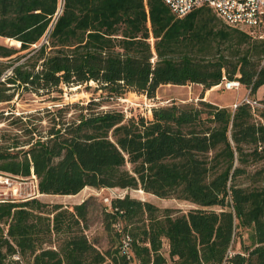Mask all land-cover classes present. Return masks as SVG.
Returning <instances> with one entry per match:
<instances>
[{"label": "trees", "instance_id": "obj_1", "mask_svg": "<svg viewBox=\"0 0 264 264\" xmlns=\"http://www.w3.org/2000/svg\"><path fill=\"white\" fill-rule=\"evenodd\" d=\"M217 18L205 5L176 17L162 0H0V37L16 42L0 44V79L11 67L0 85L47 93L94 82L110 95L152 98L160 85L205 91L228 79L254 94L264 84V19L250 34L222 20L216 27ZM92 104L30 137L25 150L0 146V171L32 169L42 194L117 187L197 207L172 216L128 194L113 198L101 211V247L85 232L88 200L72 210L0 203V261L18 251L30 264H221L245 231L248 244L230 259L264 264V165L255 167L264 161V106L199 100L125 119ZM125 234L129 258L120 251Z\"/></svg>", "mask_w": 264, "mask_h": 264}, {"label": "rangeland", "instance_id": "obj_2", "mask_svg": "<svg viewBox=\"0 0 264 264\" xmlns=\"http://www.w3.org/2000/svg\"><path fill=\"white\" fill-rule=\"evenodd\" d=\"M221 26L222 21L217 18L216 27ZM0 44L14 46L16 42L0 37ZM3 63L9 64L8 61ZM15 63H18V61ZM10 72L11 67H6L0 80H3ZM5 86L9 85H0V93L4 91L11 99L0 101V146H7L17 142V144L21 145L18 148H23L22 150L27 148L25 143L30 137L45 136L54 122L69 123L78 114L79 106L90 104V101L96 103L90 105L93 110L120 111L124 114V118L128 119L130 116L151 118V108L170 105L171 103L180 105L197 104L199 100H205L216 105H224L242 101L246 96L264 100V84L258 87L255 93L251 95H249L247 88L240 85L238 88L232 89L218 87L210 91L206 96L205 92L207 90L204 91L200 84H165L160 85L156 89L152 98L133 90H128L121 96L110 95L108 92L98 89L94 82H90L87 85L62 86L60 91L55 89L47 93L41 90L35 92L22 87H9L10 89L4 90ZM200 96L203 97L201 98ZM59 108L63 109L59 111ZM29 131H32V133H29ZM261 165H264V161L257 163L255 167L258 168ZM126 168L130 169V164H126ZM249 170H254V166H251ZM260 183L257 182L255 185ZM126 194L132 198L148 201L160 210L169 209L172 216L185 213L189 209L197 207L195 204L185 200L160 198L140 189H121L117 187L94 188L85 186L75 195L46 194V196H40L38 200L46 204L45 209L50 208L54 204H60L62 208L68 210H72L75 204L88 200V227L85 232L90 240H97V244L104 247L106 246V234L101 223L102 208L108 206L111 199L124 197ZM242 244H248L245 231L240 237L236 236L233 244L234 252H241ZM52 245L54 247V244ZM5 250V246L1 248L2 252ZM30 263L31 258L28 254L20 255V260L18 261L12 260V262H8V264Z\"/></svg>", "mask_w": 264, "mask_h": 264}, {"label": "built area", "instance_id": "obj_3", "mask_svg": "<svg viewBox=\"0 0 264 264\" xmlns=\"http://www.w3.org/2000/svg\"><path fill=\"white\" fill-rule=\"evenodd\" d=\"M175 14L183 17L190 11L201 6L211 7L216 15L226 24L238 27L253 34L254 28L264 19V0H162ZM237 80L224 79L222 87L225 89L238 88ZM252 107H263L256 99L246 96L242 100ZM233 105V107H235ZM42 193L38 188V181L31 169L28 176H18L8 172L0 171V203H18L31 199H38ZM6 234V228H4ZM120 251L129 258L130 237L125 234L120 243ZM234 251L229 249L221 264H237L230 258ZM20 260L18 251L6 255L0 264H8Z\"/></svg>", "mask_w": 264, "mask_h": 264}, {"label": "crops", "instance_id": "obj_4", "mask_svg": "<svg viewBox=\"0 0 264 264\" xmlns=\"http://www.w3.org/2000/svg\"><path fill=\"white\" fill-rule=\"evenodd\" d=\"M191 84H193V83H191ZM195 85V84H194ZM218 87H222V85H216V86H214V87H211L210 89H208L206 92H205V96L210 92V91H212V90H214L215 88H218ZM223 88V87H222ZM240 101H235V102H232V103H228V104H224V105H221V104H219V106H233V105H235V104H237V103H239ZM41 196H46V194H43V195H41Z\"/></svg>", "mask_w": 264, "mask_h": 264}]
</instances>
